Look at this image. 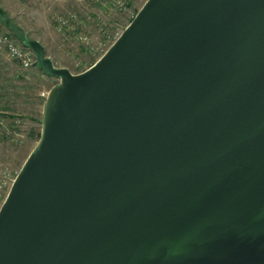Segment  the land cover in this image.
<instances>
[{
  "label": "water",
  "instance_id": "obj_1",
  "mask_svg": "<svg viewBox=\"0 0 264 264\" xmlns=\"http://www.w3.org/2000/svg\"><path fill=\"white\" fill-rule=\"evenodd\" d=\"M0 208V264H264V0H147L57 67Z\"/></svg>",
  "mask_w": 264,
  "mask_h": 264
},
{
  "label": "rangeland",
  "instance_id": "obj_2",
  "mask_svg": "<svg viewBox=\"0 0 264 264\" xmlns=\"http://www.w3.org/2000/svg\"><path fill=\"white\" fill-rule=\"evenodd\" d=\"M146 1L130 0L122 10L115 0H0L6 13L0 30L20 44L25 38L39 40L55 66L80 73L108 50ZM69 11L79 20L65 37L56 29L55 18ZM82 30L90 36L89 43L80 41ZM56 45L60 53L51 54ZM58 81L37 64L24 69L15 60L0 58V208L40 138L48 95L43 93Z\"/></svg>",
  "mask_w": 264,
  "mask_h": 264
},
{
  "label": "built area",
  "instance_id": "obj_3",
  "mask_svg": "<svg viewBox=\"0 0 264 264\" xmlns=\"http://www.w3.org/2000/svg\"><path fill=\"white\" fill-rule=\"evenodd\" d=\"M130 0H115L118 8L125 10ZM79 17L76 12L69 11L65 15H58L55 18L56 29L61 32L65 37H68V29L72 24H76ZM70 37V36H69ZM79 39L82 43L86 44L90 42V36L86 32H79ZM2 56L8 59L17 61L24 69L32 67L37 64V56L34 51L23 44L18 43L10 35L0 30V58ZM47 93H43L46 95Z\"/></svg>",
  "mask_w": 264,
  "mask_h": 264
},
{
  "label": "trees",
  "instance_id": "obj_4",
  "mask_svg": "<svg viewBox=\"0 0 264 264\" xmlns=\"http://www.w3.org/2000/svg\"><path fill=\"white\" fill-rule=\"evenodd\" d=\"M5 11H4V9L3 8H1L0 7V21L1 20H4V18H5ZM2 22V21H1ZM22 43H23V45H25V46H27L26 44H24V41L22 40Z\"/></svg>",
  "mask_w": 264,
  "mask_h": 264
},
{
  "label": "crops",
  "instance_id": "obj_5",
  "mask_svg": "<svg viewBox=\"0 0 264 264\" xmlns=\"http://www.w3.org/2000/svg\"><path fill=\"white\" fill-rule=\"evenodd\" d=\"M58 45H56V48H57ZM60 50L57 48V50H54L53 53L51 54H55V55H58L60 52ZM62 52V51H61ZM64 67H66L65 65H63ZM58 82H55L54 84H57Z\"/></svg>",
  "mask_w": 264,
  "mask_h": 264
}]
</instances>
